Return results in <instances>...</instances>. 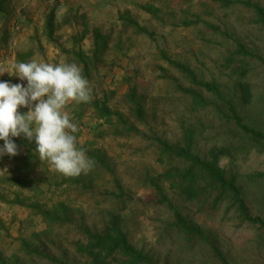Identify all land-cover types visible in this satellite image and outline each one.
Wrapping results in <instances>:
<instances>
[{"label":"rangeland","instance_id":"obj_1","mask_svg":"<svg viewBox=\"0 0 264 264\" xmlns=\"http://www.w3.org/2000/svg\"><path fill=\"white\" fill-rule=\"evenodd\" d=\"M233 1L223 7L211 0H8L0 15V69L13 74L12 64L28 54L38 61L79 65L70 52L62 54L46 42L42 32L37 42L31 40L34 30L29 25L41 27L57 2L55 36L68 50L81 48L90 58L89 76H84L92 89L90 101L105 98L126 126L117 116L111 123L93 117L91 106L73 102L75 112L81 108L85 112L84 126L74 133L77 147L90 153L94 167L76 176L78 181L64 182L63 175L44 161V171H37L43 172L39 182L45 185L34 192L0 186V197L11 198L12 192L23 197L19 205L0 201V253L7 264H52L26 253L23 243L70 264L80 263L74 243L83 240L81 227L101 229L114 211L119 190L124 193L121 200L127 202L123 228L129 242L149 254L155 264H219L206 243L187 241L171 225L172 211L159 203L150 185L167 168H184L175 158L160 162L155 139L179 143L186 129L194 131V151L201 158H210L214 148L226 150L218 166L235 174L249 213L264 219V142L251 141L212 104L194 106L178 89L191 84L169 63L184 64L199 80L216 82L242 122L264 131V63L255 58L242 62L233 56L235 43L241 42L264 58V27L242 4L247 0ZM249 1L264 9V0ZM121 15L130 18L129 24ZM131 22L144 31H137ZM97 33L99 48L93 45ZM80 34L83 38L78 43ZM242 66L247 68L243 81L252 93L247 103L241 101L237 86ZM0 75L2 80L5 72ZM132 91L142 109L141 120L130 111ZM203 96L208 102L214 99L206 92ZM173 177L172 182L160 178L163 192L188 221L204 231L229 264H264V229L241 222L227 200L214 205L215 191L185 199L179 179ZM60 203L70 217L63 225H48L29 207L51 211Z\"/></svg>","mask_w":264,"mask_h":264},{"label":"trees","instance_id":"obj_2","mask_svg":"<svg viewBox=\"0 0 264 264\" xmlns=\"http://www.w3.org/2000/svg\"><path fill=\"white\" fill-rule=\"evenodd\" d=\"M211 1L218 3L223 7H228L234 3L233 0ZM7 2L8 0H0V15L5 12V5ZM242 4L252 10L255 17V22L264 27V9L258 4L252 3L249 0L242 2ZM57 6L58 3L55 2L51 10L45 16L41 27H32V30H34V35H32L31 40H35L37 42L36 37L38 32H42L45 36V41L50 43L54 48L58 49L59 52L66 55L68 52H70V56L73 57L82 67V74L87 77L89 76L88 61L90 59L88 58V55H86L81 48H70V50H68L55 36L54 21ZM120 19L126 25L129 24L130 18L128 16L121 15ZM131 23H133L137 31H144L143 28H139L135 22ZM99 37V33L94 35V46L98 47ZM82 38L83 34H80L77 42L79 43ZM102 43L104 47L105 42ZM233 56L242 59V62L245 58H255L261 63H264L263 57L249 51L241 42L235 43ZM31 58L32 55L28 54L24 57L17 58L15 63L28 62ZM169 63H172V65L180 72V74L191 84V86L188 88L178 86V89L182 94H186L192 99L194 106H204L208 105L209 103L212 104L215 106V109L218 113L224 115L227 119L232 120L235 126L238 127L239 130L251 141L256 144H261L264 142V131L256 129L242 122V118L236 112L231 102L227 101L222 96L216 82H206L199 80L194 72L184 64L177 62ZM246 73L247 68L244 66L238 68L237 86L240 92L241 101L244 103L249 102L252 96L250 85L243 81V77L246 75ZM13 80H15L16 83H21L24 86L27 84L26 80L21 81L18 76ZM205 92L209 93L210 96L214 98L211 102H208L203 96V93ZM134 97L135 95L133 91L130 92L129 100L131 101L132 105H134V107H131L130 111L137 120H141L142 109L139 102L134 100ZM84 105H87L89 108L91 106V116L98 117L102 121H108V123L112 122L113 116H117V119H120L121 124L126 126L125 122L121 120V114L111 110V108L107 106L105 98H95L93 101L84 103ZM74 108L75 107H73L71 103L67 106L66 110L70 112L72 122L77 125L78 131H80V129L84 126L83 116L85 112L82 110V108L78 112H75L76 110ZM19 111L21 113L26 112L27 108H20ZM128 129L131 130L133 128L129 127ZM12 139L18 146V154L15 156H9L5 154V158L8 159L11 164H13L17 174L7 177L0 176V186H15L21 190L28 189L29 191L34 192L36 189H39L41 184H44V181H42V183L39 182V176L42 175L43 172L38 173L37 171H44V161L39 159L34 142H29L23 135L20 137H13ZM155 141L158 155H160L158 157L160 158V162H162L164 158H175L184 164L183 170L179 171V169H177L178 167H170L167 168V171L161 174L159 178L150 181V185L154 187L156 195L159 198V203H164L172 211L173 222L171 225L180 233H182L187 241L192 242L194 240H199L206 243L212 256L219 262V264H229L223 252L209 240L204 231L199 226L188 221L179 212L174 204L167 198L163 192L162 186L160 185V178L172 182L174 175L177 179H179L177 183L180 194L185 199L190 201L195 199L199 193H203L206 190L215 191L212 201L214 205L227 200L229 205L232 208H235V211L238 213L237 215L241 222H246L257 226L260 229H264V219L259 216H252L249 213L247 204L241 194L240 188L237 185L235 174L226 172L217 164L219 156L224 155L226 150L223 148H214V150L210 153V158H201L197 152L194 151V131L191 129H186L183 132L182 139L179 141V143H169L165 140H162L161 138H156ZM87 155H90V153L88 152ZM93 157L97 158L96 155ZM62 179L64 182L71 180L78 181L79 177H65L63 175ZM173 185L175 184H172V186ZM118 194V201L114 206V211L110 212L108 218L104 221V226L101 229L87 228L85 226L81 227L83 240L74 243L75 252L79 255L81 261L78 264H155L149 254L129 242L127 233L123 228V212L127 202L126 200H121V197L124 195L123 191L119 190ZM22 198L23 197L21 196V193L12 192L11 198L2 196L0 197V201L3 204L11 205V203L15 202V204L19 205L23 202ZM29 207L48 225H63L70 222V217L66 214V212L62 211L63 208L61 203L51 211L48 209L45 210L39 208L37 205H31ZM22 246L26 253L44 257V259L52 264H70L68 262L56 259L46 252L41 253L36 248H30L26 243H23ZM0 264H7L1 253Z\"/></svg>","mask_w":264,"mask_h":264},{"label":"clouds","instance_id":"obj_3","mask_svg":"<svg viewBox=\"0 0 264 264\" xmlns=\"http://www.w3.org/2000/svg\"><path fill=\"white\" fill-rule=\"evenodd\" d=\"M21 83L0 81V156H15L13 137L23 135L34 142L41 161L65 177L89 172L95 161L77 147V125L66 110L71 103H87L92 98L89 81L76 63L52 64L32 59L12 64ZM8 72L0 69V74ZM27 108L21 113L20 108Z\"/></svg>","mask_w":264,"mask_h":264},{"label":"crops","instance_id":"obj_4","mask_svg":"<svg viewBox=\"0 0 264 264\" xmlns=\"http://www.w3.org/2000/svg\"><path fill=\"white\" fill-rule=\"evenodd\" d=\"M30 26V29L32 30V26L31 25H29ZM28 32H29V34L28 35H30V34H32V31H30V30H28ZM8 71V70H7ZM12 71H14V70H11L10 72L12 73ZM7 73L5 72V75H3V77H2V80H0V81H8L7 79L9 78V77H11V75L10 74H8V75H6ZM10 75V76H9ZM1 76V75H0ZM15 77V79H16V75L14 76ZM9 82H11V83H13V84H15L16 82H15V80H13V78H12V80L10 79V81ZM3 145V140H0V146H2ZM5 167H6V169L8 170V172L7 173H5L6 171H1V173H0V176H5V177H7L8 175L9 176H14V175H16L17 174V171H16V169L14 168V166H13V164H11L10 163V161L8 160V159H6L5 158V155H3V156H0V170L2 169H5Z\"/></svg>","mask_w":264,"mask_h":264}]
</instances>
